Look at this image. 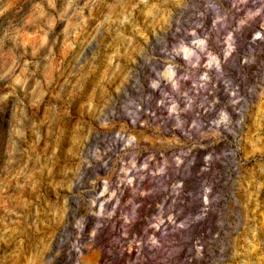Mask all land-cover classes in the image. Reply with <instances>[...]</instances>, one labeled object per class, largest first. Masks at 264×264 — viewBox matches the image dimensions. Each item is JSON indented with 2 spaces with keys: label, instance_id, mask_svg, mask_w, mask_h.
Returning a JSON list of instances; mask_svg holds the SVG:
<instances>
[{
  "label": "rangeland",
  "instance_id": "374dc122",
  "mask_svg": "<svg viewBox=\"0 0 264 264\" xmlns=\"http://www.w3.org/2000/svg\"><path fill=\"white\" fill-rule=\"evenodd\" d=\"M202 49L246 103L236 181L205 205L209 174H128L187 148L132 120ZM0 264H264V0H0Z\"/></svg>",
  "mask_w": 264,
  "mask_h": 264
},
{
  "label": "built area",
  "instance_id": "2783aa9c",
  "mask_svg": "<svg viewBox=\"0 0 264 264\" xmlns=\"http://www.w3.org/2000/svg\"><path fill=\"white\" fill-rule=\"evenodd\" d=\"M258 37H253V40L256 41ZM228 41L230 46L227 48L228 52L222 56L223 62L230 59L229 55L234 52L233 41L231 42V39ZM200 53L205 54L204 58L207 62L202 66L198 78L184 83V80L173 78V72L166 67L165 70L171 72L170 81L159 79L149 88L145 121L137 123L136 117L132 120L134 126L148 125L151 130L158 128L164 136L171 134L182 138L189 136L191 141L185 145L187 148L167 154L159 149L158 152H153L146 157L145 167L137 166L134 158L128 174L149 178L159 183V188L163 187L162 182L171 181L173 174H179L181 180H176L178 182L176 188L179 189L182 179L198 180L199 175L209 174L207 178H202L201 190L194 194V197L201 198L205 205L208 203L205 198L212 196L217 186L229 188L236 181L239 167L237 132L246 103L239 96L240 89L236 83L219 78L221 71L215 65L216 61L212 62L214 56L211 52L202 49ZM180 54L181 57H176L184 59L187 55L183 51ZM120 139L127 138L123 136ZM126 145L134 146L132 139H129ZM209 146H218L219 153L210 157L212 149L207 150ZM186 155L189 156L188 159L183 158ZM163 193H166V187L163 188ZM223 193L230 196V190Z\"/></svg>",
  "mask_w": 264,
  "mask_h": 264
}]
</instances>
